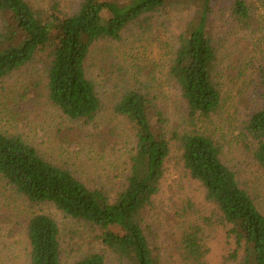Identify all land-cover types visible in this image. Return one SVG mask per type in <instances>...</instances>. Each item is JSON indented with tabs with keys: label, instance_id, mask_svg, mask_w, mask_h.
Wrapping results in <instances>:
<instances>
[{
	"label": "rangeland",
	"instance_id": "obj_1",
	"mask_svg": "<svg viewBox=\"0 0 264 264\" xmlns=\"http://www.w3.org/2000/svg\"><path fill=\"white\" fill-rule=\"evenodd\" d=\"M43 17L52 16L50 40L36 57L12 75L0 79V130L19 134L50 162L70 169L91 188H102L115 199L127 183L137 135L128 117L117 109L131 89L150 93L166 118L169 132L198 130L214 136L222 156L264 213V169L246 122L264 108V0H246L253 17L243 28L232 16L235 0H214L209 32L217 53L214 80L221 90L220 110L192 120L187 103L171 77L178 46L179 16H154L151 24L136 23L120 40L100 41L86 68L95 83L101 108L93 119L75 120L48 97L47 66L60 24L81 0H28ZM5 27L0 14V34ZM160 190L144 214L143 227L161 264L185 262L182 241L199 228L211 264H236V239L198 180L185 169L172 143ZM39 213L53 217L60 228L61 264H73L90 251L106 264H126L107 248L98 227L67 215L50 203L33 204L0 175V264H30V219ZM238 260L240 257L238 256Z\"/></svg>",
	"mask_w": 264,
	"mask_h": 264
},
{
	"label": "trees",
	"instance_id": "obj_2",
	"mask_svg": "<svg viewBox=\"0 0 264 264\" xmlns=\"http://www.w3.org/2000/svg\"><path fill=\"white\" fill-rule=\"evenodd\" d=\"M214 0H81L77 10L60 24L47 66L48 97L72 119H93L101 108L95 83L86 64L100 41L120 40L136 23L151 24L154 16H179L178 46L171 77L187 103L190 118L209 117L222 104L214 80L216 48L209 32ZM5 27L0 34V79L31 62L50 40L51 15L43 17L28 0H0ZM233 18L250 27L253 17L246 0H235ZM117 109L134 125L136 149L124 189L115 199L102 188H91L73 172L44 158L19 134L0 130V175L33 204L50 203L63 213L100 229L102 243L126 264H161L144 230V214L159 192L172 143L180 150L185 169L201 182L207 199L236 239V264H264V213L245 189L235 170L223 160L221 144L198 130L169 132L156 99L139 89L127 91ZM255 159L264 169V108L246 122ZM30 264H61L60 228L45 213L28 225ZM185 262L211 264L199 237V228L185 233ZM238 256L240 260H238ZM73 264H106L90 251Z\"/></svg>",
	"mask_w": 264,
	"mask_h": 264
}]
</instances>
